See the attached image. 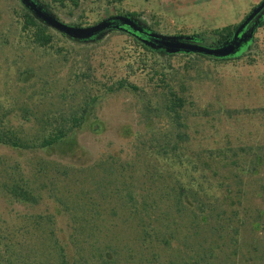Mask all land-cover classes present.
Masks as SVG:
<instances>
[{"label": "rangeland", "instance_id": "374dc122", "mask_svg": "<svg viewBox=\"0 0 264 264\" xmlns=\"http://www.w3.org/2000/svg\"><path fill=\"white\" fill-rule=\"evenodd\" d=\"M39 1L68 26L136 13L160 36L212 38L262 0ZM23 6L0 0V130L39 139L50 119L95 102L49 149L0 145V264H264V11L221 62L147 53L119 29L75 40L47 26L41 46ZM169 89L184 100L181 160L157 148L172 138ZM150 102L159 115L145 113ZM192 165L210 205L177 214L172 188ZM15 182L37 202L12 198Z\"/></svg>", "mask_w": 264, "mask_h": 264}, {"label": "trees", "instance_id": "16d2710c", "mask_svg": "<svg viewBox=\"0 0 264 264\" xmlns=\"http://www.w3.org/2000/svg\"><path fill=\"white\" fill-rule=\"evenodd\" d=\"M27 2L33 5V7H35L36 9L41 8L42 11L48 9V6L42 4L39 0H27ZM22 10H23L22 17H23L24 28L35 29L33 34L34 41L41 46H45V45L47 46L48 44H50L52 37L47 32L48 25L39 18H37L34 14V11L31 10L30 7L23 6ZM263 11L264 9L262 10V12ZM124 17H127L135 21L136 26L141 30L140 32L131 31L126 34H128L130 39L141 49H143L147 53L152 54L154 50L144 43V40L148 39V35L152 33L151 28L146 26L145 23L141 22L139 19V15L136 13H127L124 15ZM72 26L78 27L79 25L72 24ZM237 27L238 26L216 29L212 31V35H213L212 38H205L206 35L204 34L182 36L180 38H190L194 44L213 49L230 43L233 39L234 32L236 31ZM109 32L110 30H106L102 34ZM241 50L244 51L245 48H242ZM198 56L204 58H211L215 61H221V62H227L230 60V58H213L204 55H198ZM119 87L120 88L127 87L132 90H135V87L129 84L127 85L126 82L120 83ZM168 97H169L167 99L168 103L163 107L164 110L163 116L168 118L169 120V124L171 125V129H172V133H171L172 138L168 139V135H165L162 138L168 141H165V144H162L160 146L157 145L158 146L157 148L159 149L158 152L163 153L168 157L173 156L176 159L177 158L180 159L181 154L180 153L176 154V150L178 149V144L179 143L184 144L188 139V135L185 132L186 125L184 124L182 120L183 116L181 115V111L184 108V100L179 96H177V94L171 89L168 90ZM94 102L95 99H91L90 102L89 101L85 102L84 106L74 109V111L70 112L68 116H64V117L61 116L59 120L52 119L51 121L50 119L49 122H46L45 124V131L49 129H51L52 131L49 132L48 134L44 133L39 137V139H34V138L24 139L16 131H12L11 129H5V128L1 129L0 145L17 150H28L32 148L49 149L61 143L70 134H72L74 129L79 128L85 122L86 116L87 114H89L91 108L93 107L92 104ZM159 111L160 109L154 106L152 102H150L145 106V113L148 116L159 115ZM205 165L208 166L207 163ZM196 166L197 165L194 166L192 165L189 179H186V181L184 180L177 181L174 187L172 188L173 192L175 193L173 200V208L175 213L177 214L184 213L187 211L188 202L194 204L196 210L197 209L200 210V208L202 207L204 208V210H206L210 205L209 201L207 200V198H209V195L205 192L206 190L204 189L203 183L198 182L199 180H206L205 179L206 174L201 172L199 177L198 178L194 177V179L193 176H191V173H194ZM193 180H195L194 183ZM196 183H197L196 188H198L197 190H195L196 188H194L193 186ZM8 193L11 195L12 198L17 200L18 202H22V203L37 202V199L32 195V193L27 191L26 187L23 185L22 182H15L11 186H8ZM131 197L132 196H130V201H133V198ZM142 206L144 208L143 210H145L146 203L144 202ZM191 212H195L194 209H191ZM167 213H170V211H164L163 214L167 215ZM193 214L194 217L197 216L195 213ZM62 264L65 263L63 262Z\"/></svg>", "mask_w": 264, "mask_h": 264}, {"label": "water", "instance_id": "95a60500", "mask_svg": "<svg viewBox=\"0 0 264 264\" xmlns=\"http://www.w3.org/2000/svg\"><path fill=\"white\" fill-rule=\"evenodd\" d=\"M20 1L24 6L30 7L31 10L34 11L35 16L45 22L52 29L75 40H88L111 29H119L128 32L141 31L132 19L124 16L113 17L87 28L68 26L42 11L41 8L36 9L33 5L28 3L27 0ZM263 9L264 0L253 8L238 25L232 41L218 48L212 49L194 44L190 38L165 37L154 33H150L148 39L144 40V43L152 49H163L168 54L184 53L204 55L213 58H228L240 49L242 43L246 42L247 38L245 31L248 28V25L262 12Z\"/></svg>", "mask_w": 264, "mask_h": 264}]
</instances>
